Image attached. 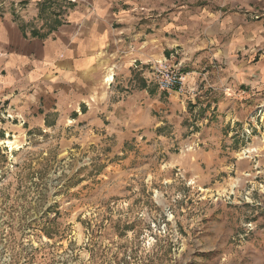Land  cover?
I'll list each match as a JSON object with an SVG mask.
<instances>
[{
  "label": "rangeland",
  "instance_id": "rangeland-1",
  "mask_svg": "<svg viewBox=\"0 0 264 264\" xmlns=\"http://www.w3.org/2000/svg\"><path fill=\"white\" fill-rule=\"evenodd\" d=\"M219 42L167 53L183 93L143 65L45 123L0 100V264H264V47Z\"/></svg>",
  "mask_w": 264,
  "mask_h": 264
},
{
  "label": "crops",
  "instance_id": "crops-1",
  "mask_svg": "<svg viewBox=\"0 0 264 264\" xmlns=\"http://www.w3.org/2000/svg\"><path fill=\"white\" fill-rule=\"evenodd\" d=\"M219 39L229 55L264 47V0H0V100L45 123L110 94L111 74L173 52L191 66Z\"/></svg>",
  "mask_w": 264,
  "mask_h": 264
},
{
  "label": "built area",
  "instance_id": "built-area-1",
  "mask_svg": "<svg viewBox=\"0 0 264 264\" xmlns=\"http://www.w3.org/2000/svg\"><path fill=\"white\" fill-rule=\"evenodd\" d=\"M155 77L160 89L166 92L183 93L186 86V75L180 65L171 64L169 61L150 62L146 64Z\"/></svg>",
  "mask_w": 264,
  "mask_h": 264
},
{
  "label": "bare ground",
  "instance_id": "bare-ground-1",
  "mask_svg": "<svg viewBox=\"0 0 264 264\" xmlns=\"http://www.w3.org/2000/svg\"><path fill=\"white\" fill-rule=\"evenodd\" d=\"M111 77V76H110ZM109 80H112V77L111 78H109ZM6 141V140H5ZM12 141H7V143H8V145L11 147V149L13 150V148H12V143H11ZM6 144V143H5Z\"/></svg>",
  "mask_w": 264,
  "mask_h": 264
}]
</instances>
